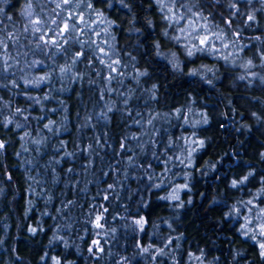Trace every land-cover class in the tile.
<instances>
[{
    "label": "rangeland",
    "instance_id": "rangeland-1",
    "mask_svg": "<svg viewBox=\"0 0 264 264\" xmlns=\"http://www.w3.org/2000/svg\"><path fill=\"white\" fill-rule=\"evenodd\" d=\"M88 3L101 35L80 39L115 73L95 45L75 64L78 43L36 47L53 0H0V264H264V0H184L224 37L204 52L157 0Z\"/></svg>",
    "mask_w": 264,
    "mask_h": 264
},
{
    "label": "snow or ice",
    "instance_id": "snow-or-ice-1",
    "mask_svg": "<svg viewBox=\"0 0 264 264\" xmlns=\"http://www.w3.org/2000/svg\"><path fill=\"white\" fill-rule=\"evenodd\" d=\"M53 2L56 4L55 9H53V13L55 17H58L60 20V23H57V19L53 18L50 21V24L55 25V27L50 28L47 32H41V26L45 23L41 20H29V25L32 29V34L35 37L37 44V48H42L46 45H52L57 48H63L64 44L68 43V41H72L74 43H78L81 45V51L76 53L75 59L73 60V64H75L77 61L81 60V58L85 55L84 53V47L87 44V47L92 48L93 45H95V49L93 51L95 52L98 50L99 55L96 56V59L101 63H105V58H107L110 62L106 64V67L112 72H117V68L114 67V65H119V60H112L111 56L109 55V52L105 51L103 47H101L100 44H97L95 40H89L85 41L80 39V36L82 35H88L91 32H94L97 37L101 35L100 31H96L93 28V25L89 23L88 19H85L83 14H78L76 12V8L79 7V3H83V0H79V3L74 4V0H53ZM157 3L160 6V11L164 13V19L168 20L171 25H180V22L182 20L187 22L188 27L185 28L184 26H180V32L184 36L185 39L191 38L192 40H198L199 43L194 45L197 51H208L212 48V44L214 40H220L223 41L224 37L220 34H209V25L207 23L205 24H199V20L204 19L207 20V17H204L202 13L199 12H193L192 8L187 7V5L184 3V0H157ZM88 8L92 7V4H87ZM56 9H60V12H57ZM179 9H184V12L181 13ZM3 9H0V12H2ZM67 12V15H64V13ZM29 16H31V12L28 13ZM97 16L100 17V19L97 22V27L99 24L104 23L102 13L97 12ZM191 17V18H190ZM249 20H253L254 17L249 16ZM25 32L29 31L28 27H25ZM49 32L51 35H49ZM36 33H40V35H36ZM203 33V34H202ZM9 39H12L11 36H9ZM175 39L179 40L181 37H175ZM0 45H4V41L0 40ZM224 47H227V45H223ZM188 55H193V52L191 50L188 51ZM38 63V62H34ZM251 62H249V65ZM60 71L62 73L71 71V68H61ZM47 79V77H40L38 81L36 82L37 86L44 82ZM115 79L114 76H109L108 80ZM127 101H125L126 103ZM111 109H109L110 111ZM20 110L17 109V112ZM100 119L106 118L105 114H102ZM43 119V117H41ZM206 122V121H205ZM12 121L8 120L6 123H4V126H7V124H11ZM52 122H50L51 124ZM151 123V120L149 121ZM17 127H21L20 125H17ZM45 128H47L49 131H51V127L49 124L45 125ZM25 135H28V133H25ZM36 143H39V141H36ZM203 142H201L202 145ZM4 142L0 141V150L4 148ZM123 147V145H121ZM68 156H71V153H67ZM69 172L72 171V169H68ZM251 175V173H250ZM244 180H247V177L244 178ZM244 180L239 181V183H244ZM233 187L237 186V182L233 181L232 184ZM111 188L112 186L109 185ZM264 192V190H262ZM107 199V197H105ZM248 205H251L252 208L249 209V211H252L256 206L253 204V200L247 201ZM107 209H103V212H106ZM103 212H101L100 215L96 217V224L95 226L97 228H102L103 225L101 223V220L103 219ZM255 220L258 222V234L261 236H264V208L259 209V214L255 216ZM136 223H140V221H137ZM249 224H252L253 221L249 220ZM254 229L257 228L256 224H253ZM33 231H35L33 229ZM252 239H255V235L251 237ZM259 247L262 249V255H264V243H260ZM145 251H147L145 249ZM58 264V262H57Z\"/></svg>",
    "mask_w": 264,
    "mask_h": 264
},
{
    "label": "trees",
    "instance_id": "trees-1",
    "mask_svg": "<svg viewBox=\"0 0 264 264\" xmlns=\"http://www.w3.org/2000/svg\"><path fill=\"white\" fill-rule=\"evenodd\" d=\"M81 90L85 92L86 94V98L88 99H92V86H91V83L87 82V83H84L81 87ZM172 90V89H171ZM119 140H120V146L122 144V141L124 139V132L123 131H120L119 133ZM120 146L119 148L115 151V153L117 151H120ZM118 154V153H117ZM113 160L107 164V168L109 171L111 172H120V171H123L124 169V164L121 163L118 159V156H115V154L113 155ZM227 165L228 163L225 161V160H221L217 165H216V168L214 170V176H217L218 174L221 173L222 170H224L225 168H227Z\"/></svg>",
    "mask_w": 264,
    "mask_h": 264
}]
</instances>
